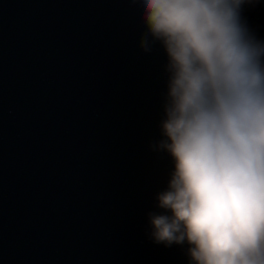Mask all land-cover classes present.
<instances>
[{
	"label": "water",
	"instance_id": "water-1",
	"mask_svg": "<svg viewBox=\"0 0 264 264\" xmlns=\"http://www.w3.org/2000/svg\"><path fill=\"white\" fill-rule=\"evenodd\" d=\"M167 64L139 0H0V264H189L150 236Z\"/></svg>",
	"mask_w": 264,
	"mask_h": 264
},
{
	"label": "clouds",
	"instance_id": "clouds-1",
	"mask_svg": "<svg viewBox=\"0 0 264 264\" xmlns=\"http://www.w3.org/2000/svg\"><path fill=\"white\" fill-rule=\"evenodd\" d=\"M139 2L170 73L156 147L174 169L150 236L187 242L189 264H264V41L241 17L254 0Z\"/></svg>",
	"mask_w": 264,
	"mask_h": 264
}]
</instances>
